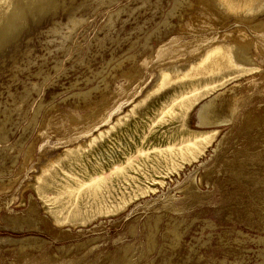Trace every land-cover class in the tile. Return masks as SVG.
<instances>
[{
	"label": "rangeland",
	"instance_id": "1",
	"mask_svg": "<svg viewBox=\"0 0 264 264\" xmlns=\"http://www.w3.org/2000/svg\"><path fill=\"white\" fill-rule=\"evenodd\" d=\"M0 264H264V0H0Z\"/></svg>",
	"mask_w": 264,
	"mask_h": 264
},
{
	"label": "bare ground",
	"instance_id": "2",
	"mask_svg": "<svg viewBox=\"0 0 264 264\" xmlns=\"http://www.w3.org/2000/svg\"><path fill=\"white\" fill-rule=\"evenodd\" d=\"M252 1H253V0H246V6L248 7V5H250V4L252 3ZM220 51H221V47H219V46H215L214 49L212 50V52H211V53H208V54L206 55L205 59L211 57V56H212L213 54H215V53H219ZM207 56H208V57H207ZM228 58H229L230 61H233V55H232V54L229 55ZM166 76H167V75H166ZM166 76H165V77H166Z\"/></svg>",
	"mask_w": 264,
	"mask_h": 264
}]
</instances>
